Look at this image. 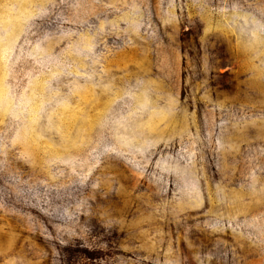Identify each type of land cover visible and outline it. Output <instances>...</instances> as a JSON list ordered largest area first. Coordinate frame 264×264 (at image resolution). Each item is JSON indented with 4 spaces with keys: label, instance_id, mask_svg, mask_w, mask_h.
I'll return each instance as SVG.
<instances>
[{
    "label": "rangeland",
    "instance_id": "rangeland-1",
    "mask_svg": "<svg viewBox=\"0 0 264 264\" xmlns=\"http://www.w3.org/2000/svg\"><path fill=\"white\" fill-rule=\"evenodd\" d=\"M0 264H264V0H0Z\"/></svg>",
    "mask_w": 264,
    "mask_h": 264
}]
</instances>
